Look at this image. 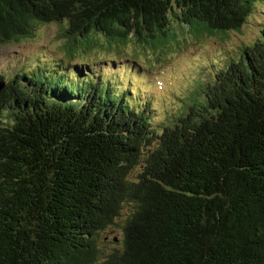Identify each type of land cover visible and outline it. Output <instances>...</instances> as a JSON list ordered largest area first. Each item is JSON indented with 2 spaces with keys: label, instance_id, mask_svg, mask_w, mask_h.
Here are the masks:
<instances>
[{
  "label": "trees",
  "instance_id": "trees-1",
  "mask_svg": "<svg viewBox=\"0 0 264 264\" xmlns=\"http://www.w3.org/2000/svg\"><path fill=\"white\" fill-rule=\"evenodd\" d=\"M261 8L0 0L1 44L37 24L67 25L65 65L44 63L43 76L40 64L26 68L0 91V264H264V22L243 58L169 124L155 122L150 101L139 111L117 99L104 62L73 60L99 43L115 54L241 32ZM126 206L122 248L105 253L101 232Z\"/></svg>",
  "mask_w": 264,
  "mask_h": 264
},
{
  "label": "rangeland",
  "instance_id": "rangeland-1",
  "mask_svg": "<svg viewBox=\"0 0 264 264\" xmlns=\"http://www.w3.org/2000/svg\"><path fill=\"white\" fill-rule=\"evenodd\" d=\"M262 3L264 0H258V4ZM256 17L241 32H227L226 36H204L190 41L178 37L177 43L164 49H150L131 42L115 54L108 53L99 43L93 49L80 51L73 60L104 62L97 64L101 67L99 75L104 82L112 84L117 99L126 96L128 105L139 111L150 101V106L157 110L152 117L155 122L169 124L182 116L189 105L202 101L198 92L213 82L216 73L243 58L245 48L252 46L262 34L264 8L258 10ZM66 26L65 22L37 24L34 35L21 43H0V78L5 83L17 80L18 74L38 64L36 71L43 76L42 64L65 65L67 41L62 33ZM110 61H119L120 67L110 68ZM78 88L82 89L83 83H77L75 89ZM137 171L132 174L134 178ZM130 212L131 206H126L115 224L101 232L99 247L105 253L122 248L123 227Z\"/></svg>",
  "mask_w": 264,
  "mask_h": 264
},
{
  "label": "water",
  "instance_id": "water-1",
  "mask_svg": "<svg viewBox=\"0 0 264 264\" xmlns=\"http://www.w3.org/2000/svg\"><path fill=\"white\" fill-rule=\"evenodd\" d=\"M5 87V82H0V91H1V89H3Z\"/></svg>",
  "mask_w": 264,
  "mask_h": 264
}]
</instances>
